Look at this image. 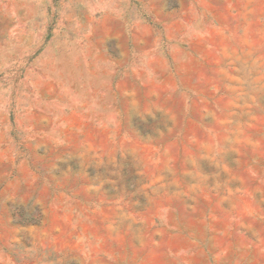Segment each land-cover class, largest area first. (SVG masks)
<instances>
[{
  "label": "rangeland",
  "instance_id": "1",
  "mask_svg": "<svg viewBox=\"0 0 264 264\" xmlns=\"http://www.w3.org/2000/svg\"><path fill=\"white\" fill-rule=\"evenodd\" d=\"M0 264H264V0H0Z\"/></svg>",
  "mask_w": 264,
  "mask_h": 264
}]
</instances>
